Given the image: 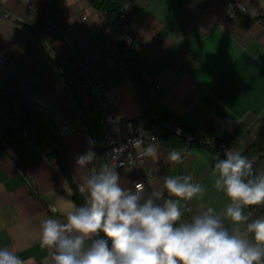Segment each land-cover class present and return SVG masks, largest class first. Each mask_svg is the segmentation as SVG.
I'll return each mask as SVG.
<instances>
[{"label": "crops", "instance_id": "0c3cea01", "mask_svg": "<svg viewBox=\"0 0 264 264\" xmlns=\"http://www.w3.org/2000/svg\"><path fill=\"white\" fill-rule=\"evenodd\" d=\"M106 1L127 6L135 68L101 6ZM0 42V247L25 264H52L40 247L41 220L64 219L53 206L83 204L78 177L107 163L90 80L105 84L123 121L145 125L170 115L198 138L243 154L264 149V0H0ZM155 84L163 88L154 96ZM68 126L73 131L63 135ZM156 147L143 166L153 172L146 191L189 175L206 191L188 202L186 215L223 210L229 201L214 187L213 167L221 152L178 135ZM89 149L98 158L76 170L77 156ZM173 150L182 163L168 159ZM117 171L122 187L134 188L135 173ZM253 171H264V157Z\"/></svg>", "mask_w": 264, "mask_h": 264}, {"label": "clouds", "instance_id": "9594fccd", "mask_svg": "<svg viewBox=\"0 0 264 264\" xmlns=\"http://www.w3.org/2000/svg\"><path fill=\"white\" fill-rule=\"evenodd\" d=\"M136 143L142 155H156L155 145ZM97 158L91 149L78 155L76 170L87 169ZM168 159L183 162L175 150ZM213 167L214 187L229 202L222 211L209 206L187 216L192 212L188 202L202 200L206 191L191 176H168L150 192L143 183L126 189L117 167L101 164L78 177L83 204L53 206L51 211L64 219L41 220L40 247L50 251L52 264H264V213L254 215L264 209V171L255 173L253 163L231 148L223 158L214 155ZM0 264L25 261L0 247Z\"/></svg>", "mask_w": 264, "mask_h": 264}, {"label": "built area", "instance_id": "2783aa9c", "mask_svg": "<svg viewBox=\"0 0 264 264\" xmlns=\"http://www.w3.org/2000/svg\"><path fill=\"white\" fill-rule=\"evenodd\" d=\"M35 9L36 6L32 5V10ZM83 19H87V16L83 15ZM112 30L118 42L123 41L127 48L133 46L134 36L127 13V6H122L112 18ZM1 63L7 65L9 60L3 59ZM88 84L95 105L101 112L99 125L104 138L106 162L110 166H116L117 170L134 172L137 177L135 184L143 183L145 190L148 189L147 180L151 181L153 178V172L151 170L145 172L143 166L151 156L142 155V147H137V141H143L146 145L151 144L157 146L161 138L171 131L190 142L204 143V145L221 152L223 155L226 149L231 148L224 143L216 141L214 138H198L191 130L176 121L166 120L160 123H149L145 125H139L133 120L123 121L117 117L116 110L112 106L111 101L105 98V84L92 80L88 81ZM162 88V84H155L150 88V93L155 96ZM72 131L73 127L68 126L62 134L69 135ZM231 149L233 151H239L234 148ZM246 157L253 163V167H255L260 158L264 157V149L252 156Z\"/></svg>", "mask_w": 264, "mask_h": 264}, {"label": "trees", "instance_id": "16d2710c", "mask_svg": "<svg viewBox=\"0 0 264 264\" xmlns=\"http://www.w3.org/2000/svg\"><path fill=\"white\" fill-rule=\"evenodd\" d=\"M101 6H103L104 9L111 15V18H113L115 16V14L122 8V5H120V2H118V1L117 2L106 1L105 3H102ZM118 43H119L121 52L123 53V56L127 60L128 66L130 68H131V66H134V68L136 66H138L139 63L132 56V47L127 48L123 41H120ZM0 100H5V98L3 97V92L1 90H0ZM3 106H5V102L0 101V107H3ZM7 107H8V105L5 108H7ZM2 109H4V108H2ZM153 117L154 116H151V118H153ZM170 117H171L170 115L164 116V117H160V118L156 117V118L152 119L153 121L151 123H160V122H163V121H166V120L175 121V120H172ZM170 136H176V134L170 131V132L166 133L163 138H168ZM259 151L255 150V151H252V152L245 153L244 155L245 156H252V155L256 154Z\"/></svg>", "mask_w": 264, "mask_h": 264}]
</instances>
